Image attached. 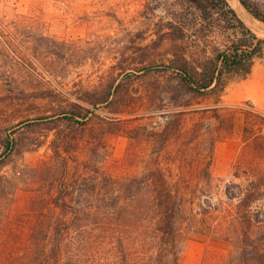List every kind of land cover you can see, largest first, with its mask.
<instances>
[{"label": "trees", "instance_id": "1", "mask_svg": "<svg viewBox=\"0 0 264 264\" xmlns=\"http://www.w3.org/2000/svg\"><path fill=\"white\" fill-rule=\"evenodd\" d=\"M154 1V10L163 8L165 13L155 20L151 34L147 29L136 31L130 44L121 55L112 58L99 81L92 85L84 84L81 78L65 82L69 76L67 65L75 59V54L67 49L74 43L45 34H34L35 46L25 47L36 59L51 57L63 62V71L54 69L51 73L67 89L29 90L15 85L16 78L9 68L25 53L14 42L12 46L0 38V101L39 98L53 104L49 114L41 119L47 124L46 129L54 132L53 156L64 172L69 160L79 159L77 132H85L100 107L115 115L133 114L139 109L147 111L148 104L160 101L152 106L163 108L162 124L151 135L155 150L186 135L192 141L209 135L205 147L195 152L182 169L185 188L171 183L172 170L167 173L160 167L121 182L122 192L112 193L106 204L84 202L86 175L59 184L52 198L59 216L50 220L45 231L36 227L30 230L28 264H181L176 218L186 204L190 206L185 234L195 233L215 244L225 241L236 249L240 247L237 237L242 234L243 257L239 264H264V207L258 204L263 197L264 172L254 177L236 208L232 200L238 195L232 196L228 190L230 207H225L224 201H214L212 191L206 189L214 182L212 165L216 145L225 138L224 126L229 125L230 132L234 128V118L224 111L235 114L239 109L223 105V94L232 81L251 74L255 61L264 55V37L244 21L229 0ZM239 1L264 22V0ZM148 38L150 41L143 43ZM89 58L82 57L80 64ZM140 82L145 83V96H141L147 102L134 106L133 88L138 92L139 86L135 85ZM254 116L256 125L245 126L244 140L262 149L264 116L257 113ZM137 117L138 114L133 118ZM196 117L198 122L187 129V119ZM206 119L210 122H200ZM25 120L28 121L20 120L13 127ZM32 143L41 146L43 140ZM31 148L17 136L0 132L1 230L7 226L6 211L11 205L7 198L10 186L3 184L9 178L1 173L2 168L8 163V155ZM197 203L198 222L192 206ZM256 228L258 236H254ZM0 264H4L1 259Z\"/></svg>", "mask_w": 264, "mask_h": 264}, {"label": "rangeland", "instance_id": "2", "mask_svg": "<svg viewBox=\"0 0 264 264\" xmlns=\"http://www.w3.org/2000/svg\"><path fill=\"white\" fill-rule=\"evenodd\" d=\"M155 6L154 0H0V38L12 46H15L14 42L25 53L9 68L10 74L16 78L13 83L29 90L67 89L51 73L54 69L63 71V62L51 57L36 59L27 50L29 46H35L34 34H45L74 43L67 49L75 54V57L72 55L75 59L67 65L69 76L65 82L81 78L86 85L96 84L99 75L112 63V58L121 55L124 47L130 44L136 31L147 29L151 34L155 20L165 13L163 8L154 10ZM149 41L150 38L143 43ZM128 52L131 53L130 50ZM84 56L90 58L80 64L79 60ZM263 58L264 55L258 61L263 62ZM135 86L139 88L138 92L133 88L136 96L134 106H142L147 102L142 99L145 83ZM156 103L160 101L148 104L150 108L147 111L139 109L133 114L115 115L103 107L95 110L85 132L78 131L76 134L78 151L75 153L79 159L69 160L64 172L53 156L51 139L54 132L47 130V124L41 119V116L49 114L53 104L39 98L11 103L0 101V132L17 136L19 140H24V145L33 147L21 154L8 155V163L1 171L9 178V182L5 180L3 184L9 185L11 192L7 197L11 202L6 211L7 226L3 230L0 228V249H3L0 259L4 264H28L32 244L30 230L36 227L45 231L50 220L59 216L52 198L58 185L69 179L86 175V191L82 198L86 204L92 205L109 203L112 193L122 192L121 182L151 168L160 167L167 173L172 170L171 183H177L182 188L187 186L182 169L195 152L205 147L209 135H201L194 141L186 135L167 142L161 150H155L151 135L163 120L160 114L163 108H152ZM231 106L239 109L235 114L224 111L226 116L234 118V132L231 134L229 125H226L227 128L224 126L225 137L240 136L245 126L256 125L255 113H264L255 110L249 101ZM136 114L139 117L133 118ZM23 119L28 121L13 127ZM39 120L41 122L36 125H25ZM197 120V117L187 119V129ZM41 140V146L35 147L32 143ZM33 168L37 171L34 172ZM234 172L237 175L224 177L217 173L214 166L213 185L206 188L208 192L212 191L211 198L224 201L225 207H230L227 204L228 190L232 196L238 195L232 200L236 208L254 177L264 172V148L259 149L252 143L243 144L233 167ZM261 193L263 197L258 204L264 207V187ZM189 206H182L176 218L182 247L181 264H202L208 250L211 262L215 264H239L243 257V235L237 237L240 248L235 250L232 245H217L195 233L185 234ZM192 206L198 222L199 204ZM259 234L256 228L254 236Z\"/></svg>", "mask_w": 264, "mask_h": 264}, {"label": "crops", "instance_id": "3", "mask_svg": "<svg viewBox=\"0 0 264 264\" xmlns=\"http://www.w3.org/2000/svg\"><path fill=\"white\" fill-rule=\"evenodd\" d=\"M245 101L253 104L255 110L264 112V61L260 62L257 59L251 74L244 79L232 81L223 94V105H231ZM243 144H247L244 140L243 130L240 136L232 135L231 137H225L217 143L212 165L213 176L214 166L217 173L221 176L228 177L231 174L237 175L235 172L233 173V167L239 158ZM203 242L205 243V241ZM225 243L228 244L225 241H220L217 245ZM202 264H215L211 262L209 250L206 252Z\"/></svg>", "mask_w": 264, "mask_h": 264}, {"label": "bare ground", "instance_id": "4", "mask_svg": "<svg viewBox=\"0 0 264 264\" xmlns=\"http://www.w3.org/2000/svg\"><path fill=\"white\" fill-rule=\"evenodd\" d=\"M232 6L242 16L244 21L257 33L264 35V22L256 19L239 0H229Z\"/></svg>", "mask_w": 264, "mask_h": 264}, {"label": "built area", "instance_id": "5", "mask_svg": "<svg viewBox=\"0 0 264 264\" xmlns=\"http://www.w3.org/2000/svg\"><path fill=\"white\" fill-rule=\"evenodd\" d=\"M263 116H264V113H263Z\"/></svg>", "mask_w": 264, "mask_h": 264}]
</instances>
